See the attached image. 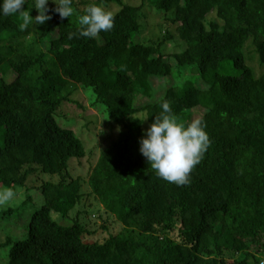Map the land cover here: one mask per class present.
Segmentation results:
<instances>
[{
    "label": "trees",
    "instance_id": "16d2710c",
    "mask_svg": "<svg viewBox=\"0 0 264 264\" xmlns=\"http://www.w3.org/2000/svg\"><path fill=\"white\" fill-rule=\"evenodd\" d=\"M34 3L23 6L33 18ZM91 3L118 8L97 38L78 34ZM55 7L49 0L51 19L26 30L21 14H0V189L11 187L19 207L37 203L22 218L26 237L0 242L6 264H264V0H73L65 18ZM149 13L161 17L160 32L174 29L132 42L150 27ZM250 43L259 76L246 63ZM166 77L173 85L162 99L133 108L136 94L151 97L152 79ZM71 87L121 130L88 174L101 215L118 226H102V241L71 214L84 196L70 168L85 156L57 121H70L58 110ZM165 100L185 123L189 111H203L211 141L182 186L160 178L139 150L144 121L150 126ZM2 208L0 216L13 211Z\"/></svg>",
    "mask_w": 264,
    "mask_h": 264
},
{
    "label": "rangeland",
    "instance_id": "374dc122",
    "mask_svg": "<svg viewBox=\"0 0 264 264\" xmlns=\"http://www.w3.org/2000/svg\"><path fill=\"white\" fill-rule=\"evenodd\" d=\"M83 2L86 0H82ZM126 2V0H125ZM132 5L140 6L142 0H128ZM84 3L81 4V9L84 8ZM118 9L116 6L111 5L109 10L115 12ZM149 17L150 27L145 30L144 36L143 33L138 32V34H133L131 41L134 43H139L141 40H148L149 37L153 38L159 35H162L165 31V27L168 28L169 24H163L162 31L156 29L159 25V21L162 20L161 17H155L152 13ZM170 26V25H169ZM173 30L174 27L170 26ZM149 29V31H148ZM246 63L253 69L256 76H259L262 73V69L259 66L257 56L255 54V47L248 44L244 49ZM165 61L170 62L174 66V62L171 58L165 57ZM229 73L236 75L237 71L229 70ZM189 73L185 72L183 77H186ZM15 74L13 72H7L5 75V80L7 82L13 81ZM152 96L145 97L136 94L133 100V108L140 110L145 106L152 105L162 99L166 91L173 85V80L171 77H166L163 79L154 78L151 81ZM198 88L204 89L206 86L204 84H196ZM69 98L71 102L64 103L62 107L58 110L59 115H65V118H68L70 121L66 124L61 118H57L59 125L63 129L72 130L76 137L82 141L85 146V156L79 161V163L72 162L71 164V174L73 178L80 177L82 184V195L84 196L83 204H78L71 211L72 215L79 214L82 222L88 224V228L93 235L90 236L91 240L102 241L103 237L106 236V233L103 232L102 226L105 228L111 229V232L118 229V226H110V219H104L105 215H101L100 211L103 210V207L97 202L91 190L88 186V174L92 168L96 165L100 152L107 146L111 145L120 134V127L111 123L106 117L105 113L98 109L97 106H92V101L88 95L80 87H71L69 88ZM191 115V120L200 119L203 115V111H198L196 109L189 111ZM142 117V114H139ZM63 121V122H62ZM184 122V121H183ZM149 128L148 122L145 120L143 123L144 131ZM119 129V131L117 130ZM3 189V188H2ZM90 202L96 203L95 205L89 207ZM21 201L19 196L13 197L4 205H0V209L3 207L4 211L6 208L13 209V211L7 215L0 216V242H3L8 236L13 240H21L26 237V226L27 219L22 221L25 213H31L37 208V203L33 201L26 207H19ZM2 208V209H3ZM100 210V211H99ZM3 211V210H2ZM52 219L58 222H61L58 214L52 212ZM69 224V221L67 222ZM9 247H0V264L7 263Z\"/></svg>",
    "mask_w": 264,
    "mask_h": 264
},
{
    "label": "clouds",
    "instance_id": "9594fccd",
    "mask_svg": "<svg viewBox=\"0 0 264 264\" xmlns=\"http://www.w3.org/2000/svg\"><path fill=\"white\" fill-rule=\"evenodd\" d=\"M52 3L56 5L52 11L61 18L74 14L73 0H52ZM25 4L26 0H0V14H21L22 30L28 29L29 25L44 24L51 19L49 0H35L33 8L38 14L34 18L29 11L23 9ZM79 25V36L97 38L102 31H110L114 27V14L99 4L91 3L85 8L84 14L80 15ZM73 35L75 34H69V39ZM161 107V113L155 115L140 138L139 150L160 178L182 186L190 183V173L202 160L211 141L201 119L185 123L178 119L167 100ZM147 118L145 115L140 121ZM14 196L15 192L11 187L0 189V205L6 204Z\"/></svg>",
    "mask_w": 264,
    "mask_h": 264
}]
</instances>
